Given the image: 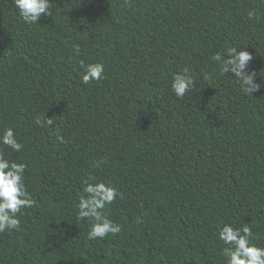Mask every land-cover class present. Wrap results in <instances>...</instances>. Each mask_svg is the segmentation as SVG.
<instances>
[{"label":"trees","instance_id":"1","mask_svg":"<svg viewBox=\"0 0 264 264\" xmlns=\"http://www.w3.org/2000/svg\"><path fill=\"white\" fill-rule=\"evenodd\" d=\"M51 3L27 24L0 0V133L23 145L0 155L26 164L36 202L0 233V264H226L225 223L264 247V0ZM228 48L251 54L252 94L212 59ZM185 68L194 87L178 98ZM85 181L118 190L104 212L119 233L88 238Z\"/></svg>","mask_w":264,"mask_h":264},{"label":"clouds","instance_id":"2","mask_svg":"<svg viewBox=\"0 0 264 264\" xmlns=\"http://www.w3.org/2000/svg\"><path fill=\"white\" fill-rule=\"evenodd\" d=\"M15 8L21 20L27 24H38L41 14L45 17L51 15V0H13ZM249 19H258L255 9L248 11ZM75 52L80 49L76 47ZM212 59L219 64L221 73L232 72L236 77L242 92L252 94L259 89L260 84L254 83V76L245 73L243 70L251 61V54L237 48H228L223 53H216ZM83 71L80 79L85 85L92 81H99L104 75V65L101 63H89L81 65ZM209 77L206 76L205 79ZM171 91L178 98L185 95L194 87V77L185 68L182 72L173 75L170 83ZM38 127L52 125L51 118H35ZM0 144L19 152L23 145L17 141L12 128H4L0 133ZM101 163V162H98ZM26 164L10 161L0 155V233L8 230H18L20 220L17 214L21 209L31 208L35 200L31 197L24 183ZM83 194L79 196L77 219L88 218L91 226L87 233L89 239L104 238L109 234H117L121 231L119 224L114 223L107 217L104 210L106 205L111 204L117 195L118 190L103 182L85 181L82 189ZM251 229L248 227L236 228L225 223L219 228L218 238L226 247L223 249V256L226 264H264V247L257 246L250 241Z\"/></svg>","mask_w":264,"mask_h":264}]
</instances>
